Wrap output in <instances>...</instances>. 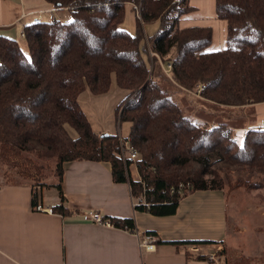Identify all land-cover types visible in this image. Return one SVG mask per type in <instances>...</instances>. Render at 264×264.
<instances>
[{"label": "trees", "instance_id": "1", "mask_svg": "<svg viewBox=\"0 0 264 264\" xmlns=\"http://www.w3.org/2000/svg\"><path fill=\"white\" fill-rule=\"evenodd\" d=\"M46 1L67 10L68 19L27 24L25 46L0 35V153L40 171L34 144L47 150L60 197L54 213L69 212L63 171L75 160L109 162L116 183L144 196L134 209L157 216L176 214L189 193L222 190V163L260 173L258 181L234 185L264 188V125L246 126L239 142L233 127L191 118L170 94L193 93L201 84L203 100L233 112L264 102V0H215L217 18L227 22V44L218 51L207 50L210 27H180L195 9L190 0ZM128 3L137 14L133 33L122 26ZM113 86L127 92L116 107L118 127L130 125L126 136L95 131L79 102L85 91L102 96ZM123 142L138 153L136 161L123 156ZM45 186L31 185L32 206L41 204ZM109 218L136 230L134 218Z\"/></svg>", "mask_w": 264, "mask_h": 264}, {"label": "crops", "instance_id": "2", "mask_svg": "<svg viewBox=\"0 0 264 264\" xmlns=\"http://www.w3.org/2000/svg\"><path fill=\"white\" fill-rule=\"evenodd\" d=\"M190 4L195 9L181 17L180 27H210L212 41L207 50L224 49L227 22L217 18L215 0H190ZM46 16L66 20L69 12L46 0H0V35L22 43L19 38L24 27L33 23L34 17L45 21ZM136 17L128 3L122 26L130 18L131 25L128 21L124 28L131 33ZM157 27L155 22L146 29L152 33ZM86 93L79 101H95ZM185 94L195 92L180 96ZM235 113L246 117L249 125H264V102L238 108ZM126 124L123 136L129 132ZM130 173L133 180H140L134 163ZM62 187L69 211L66 215L51 209L60 203L57 190L41 191L43 211H39L31 203V185H0V264H214L210 258L213 253L219 264H264V188L228 194L224 189L195 191L181 199L176 214L157 216L134 209L129 185L113 180L109 162H66ZM93 211L105 217L134 218L137 232L81 218V213ZM146 233L156 237L150 251L140 247L137 235ZM191 245H197V251L190 252Z\"/></svg>", "mask_w": 264, "mask_h": 264}, {"label": "rangeland", "instance_id": "3", "mask_svg": "<svg viewBox=\"0 0 264 264\" xmlns=\"http://www.w3.org/2000/svg\"><path fill=\"white\" fill-rule=\"evenodd\" d=\"M63 14L64 12L62 11V15ZM50 19L51 16L45 17V21H49ZM128 21H130V18L126 20L124 24L126 27ZM156 30L157 28L154 29L152 33H154ZM152 33L149 32V34ZM19 39L24 45V38L20 37ZM126 94V90L113 86L108 94L100 97L94 96L87 92L86 95L92 97L95 100L93 102L84 103L83 100L79 102L95 130H100L102 132L110 131L113 133L118 132L121 136H123L128 126L126 123H123L121 125V130L117 128L118 123L116 121V107L126 96ZM170 94L172 98L180 104L186 115L198 121L206 120L208 122H212V124L226 123L231 128H234L233 134L237 140H239V142L241 141V130L246 128L245 126L249 125V120L246 117H242V114L235 113L229 108H219V106L206 105L196 94H187L185 96L179 95V97H176L171 92ZM34 148L37 153H40V157L38 159L40 161L39 164H42V169L40 171H38L35 166H32L31 163L26 162L24 158L7 159L4 158L0 153V185L9 183H27L29 185H39L40 183H44L46 186L42 188V190H57L53 186L58 180L54 171L53 158L40 144L35 143ZM220 165L221 168H223V170H221V174L226 178V185L223 188V191L226 194L238 189L251 190L243 186L238 187L237 185H234L237 179L249 181H258L260 179V173L258 171H242L233 165H228L227 163H222ZM252 264L262 263L253 262Z\"/></svg>", "mask_w": 264, "mask_h": 264}, {"label": "built area", "instance_id": "4", "mask_svg": "<svg viewBox=\"0 0 264 264\" xmlns=\"http://www.w3.org/2000/svg\"><path fill=\"white\" fill-rule=\"evenodd\" d=\"M42 22L41 19L39 17H34L33 18V23H40ZM20 36L22 38H24V29L21 31V34ZM164 68V71L166 73L169 72V69L171 68V65H168L167 67L163 66ZM196 92L195 94L196 95H200V91L202 89V85L201 84H197L196 86ZM121 141H124L123 139ZM123 147L124 149L122 150L123 151V156H126L127 158H129L131 161H136L138 159V153L133 149L131 148L127 142H123ZM182 185H180L181 187ZM134 199V204H138V203H144L145 202V198L143 195H140L139 197H133ZM37 210L39 211H43V208L41 207V205H38L37 207ZM81 218L84 220V221H87V222H92V223H96V224H99V225H104V226H108V227H116L114 226V223L112 222V220L109 218V217H105L103 216L100 212H97V211H93V212H83L81 213ZM122 229L128 231V232H132V233H136L137 231L136 230H133L131 229L130 227L128 226H124ZM139 235V241H140V247L141 248H144L145 250H153L154 247H155V242H156V237L155 235L153 234H137ZM197 245H191L189 251L190 252H195L197 251ZM211 260L214 261V264H219V260L217 259V255L216 254H211L210 256Z\"/></svg>", "mask_w": 264, "mask_h": 264}]
</instances>
